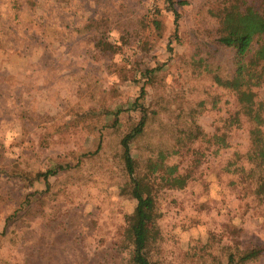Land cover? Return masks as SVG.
Returning a JSON list of instances; mask_svg holds the SVG:
<instances>
[{"label":"rangeland","instance_id":"374dc122","mask_svg":"<svg viewBox=\"0 0 264 264\" xmlns=\"http://www.w3.org/2000/svg\"><path fill=\"white\" fill-rule=\"evenodd\" d=\"M173 2L0 0V264H132L121 141L145 117L130 148L150 260L264 264L239 261L264 247V154L217 81L237 69L225 9L264 15V0Z\"/></svg>","mask_w":264,"mask_h":264},{"label":"trees","instance_id":"16d2710c","mask_svg":"<svg viewBox=\"0 0 264 264\" xmlns=\"http://www.w3.org/2000/svg\"><path fill=\"white\" fill-rule=\"evenodd\" d=\"M168 2L174 6L173 0H168ZM174 13L176 15L175 24L178 26V12L174 11ZM220 25L218 41L221 45L236 50L235 65L237 69L231 80L217 81L220 85L237 92L238 103L241 104L243 114L253 123L251 130L252 151L259 156L264 154V132L261 129L264 125L263 104L256 101L253 88L264 85V15L253 8L241 10L240 6H231L225 9ZM145 119L146 117L142 118L121 141L125 168L133 186L132 195L137 200L135 213L129 218V225L126 230L127 239L133 247L131 252L132 264H154L148 257L149 239L146 236L147 215L145 209L151 205V199L143 194L146 179L136 176V163L130 148L131 142L143 133L146 125ZM222 144L228 145L226 141H223ZM256 167L264 168L260 163H256ZM161 168L164 169L163 166ZM61 170H63L62 167L47 171L42 177L48 181L49 176H54ZM166 171L168 178L174 177L171 186H177L181 178L173 175L176 173V168H166ZM168 178L163 177L167 181ZM260 181L258 193H264V179ZM262 254H264V247H256L244 253L239 261L247 262ZM228 264H237L236 258L231 256Z\"/></svg>","mask_w":264,"mask_h":264}]
</instances>
